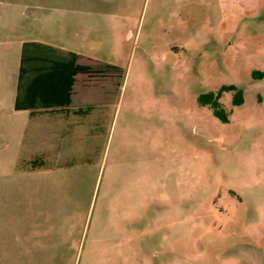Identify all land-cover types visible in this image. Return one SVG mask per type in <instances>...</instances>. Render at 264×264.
I'll return each instance as SVG.
<instances>
[{
    "label": "rangeland",
    "instance_id": "rangeland-1",
    "mask_svg": "<svg viewBox=\"0 0 264 264\" xmlns=\"http://www.w3.org/2000/svg\"><path fill=\"white\" fill-rule=\"evenodd\" d=\"M185 2L176 14L174 0H0V264H249L229 253L241 197L229 185L264 179V77L250 74L264 50L237 35L230 46L214 34L211 47L197 43L191 34L215 6ZM37 39L124 71L118 85L107 72L76 75L72 108L88 116L71 119L87 128L62 126L50 158L38 151L43 126L7 105L16 50ZM222 85L242 97L220 92L224 121L197 101ZM169 147L183 151L181 166L166 160ZM36 155L43 163L30 167Z\"/></svg>",
    "mask_w": 264,
    "mask_h": 264
},
{
    "label": "crops",
    "instance_id": "crops-1",
    "mask_svg": "<svg viewBox=\"0 0 264 264\" xmlns=\"http://www.w3.org/2000/svg\"><path fill=\"white\" fill-rule=\"evenodd\" d=\"M206 2L210 4V6L213 4L215 6V11H211L213 7L205 8L202 24H199L191 34L193 40H196L197 43L201 42L202 45L211 47V35L214 34L223 40L226 39V46H230V44H232V38L237 35L241 37L244 42L255 40L256 45L264 50V0H206ZM174 3L175 4H169L170 11H174L176 14H178L177 11L179 10L183 12L192 7L189 5V2L186 3L185 0H174ZM64 28H66V24ZM40 32L45 35L47 34L43 26L40 27ZM34 41L49 44L62 51L69 50L77 53V51L61 43H53L46 39H37ZM5 43V40L0 39V72L7 70L9 65L8 47ZM175 45L176 44L170 45L169 48H175ZM181 46H184V43ZM20 47L16 50L17 68ZM166 49H168V46ZM169 51L170 50H162V54H167ZM14 52L15 51H13V53ZM17 68L14 76L13 89L10 91L11 97L7 100V105L10 106H12L15 93ZM69 97L70 102L68 105L40 108L39 112L34 115H29L28 111L25 109L15 110L12 106V109L15 111H22L25 113L24 115L27 119L31 120V124L34 128H39L40 125L43 126L49 139L48 141H43L44 145L38 151H46L45 153L50 152L48 158L53 157L54 151L59 148V143L56 144L55 135H57V132L60 131L62 126H66L65 131L68 132V135H71L73 130L81 134L82 132L80 131H85L87 128V125H84L86 124L85 122L74 127L71 115L78 114L80 116L83 115V117L88 116V110L83 106L72 108V93ZM177 99L181 100L182 98H179V96L169 97L167 101L175 102ZM186 129L187 126L180 127L181 133L185 135L188 134L189 137L190 134L187 133ZM24 130L25 128H23L22 132H24ZM166 151L164 152L166 160L174 167L176 165L181 166L183 151L177 147H169ZM45 157L47 156L45 155ZM131 160L134 159L129 155L128 162H131ZM116 163H119V159L115 157L114 166L117 165ZM128 166L132 167L133 173H135L137 166L135 164H128ZM229 187L236 190L241 196L237 200L234 199V207L230 213L238 217L236 229H229L231 237L229 253L231 255L235 254L239 259H245L249 264H264V179L252 177V179L249 180L245 177H240L234 181H230Z\"/></svg>",
    "mask_w": 264,
    "mask_h": 264
},
{
    "label": "trees",
    "instance_id": "trees-1",
    "mask_svg": "<svg viewBox=\"0 0 264 264\" xmlns=\"http://www.w3.org/2000/svg\"><path fill=\"white\" fill-rule=\"evenodd\" d=\"M82 57L73 51H62L39 41H23L20 47L13 108L25 109L29 115H34L40 108L68 105L75 77L80 73L107 72L118 76L117 85L120 83L124 74L121 67L97 60L82 62L79 60ZM250 74L253 78H262L264 68L252 69ZM234 88L231 85H222L216 90L201 92L197 95V101L206 104L216 117L224 121L227 119V111L218 98L222 90ZM241 99L240 91L234 89L232 103H239ZM39 157L36 155L27 160L30 167L43 163Z\"/></svg>",
    "mask_w": 264,
    "mask_h": 264
}]
</instances>
